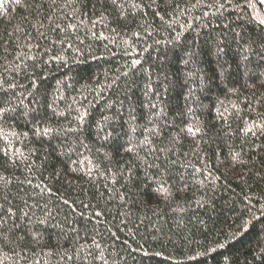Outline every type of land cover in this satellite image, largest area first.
<instances>
[{
  "label": "trees",
  "instance_id": "1",
  "mask_svg": "<svg viewBox=\"0 0 264 264\" xmlns=\"http://www.w3.org/2000/svg\"><path fill=\"white\" fill-rule=\"evenodd\" d=\"M262 20L0 0V264H264Z\"/></svg>",
  "mask_w": 264,
  "mask_h": 264
},
{
  "label": "water",
  "instance_id": "2",
  "mask_svg": "<svg viewBox=\"0 0 264 264\" xmlns=\"http://www.w3.org/2000/svg\"><path fill=\"white\" fill-rule=\"evenodd\" d=\"M256 2L258 3V5H259L260 7L263 8L264 0H256Z\"/></svg>",
  "mask_w": 264,
  "mask_h": 264
},
{
  "label": "snow or ice",
  "instance_id": "3",
  "mask_svg": "<svg viewBox=\"0 0 264 264\" xmlns=\"http://www.w3.org/2000/svg\"><path fill=\"white\" fill-rule=\"evenodd\" d=\"M261 23L264 24V20H262ZM190 131H191V129H190Z\"/></svg>",
  "mask_w": 264,
  "mask_h": 264
}]
</instances>
